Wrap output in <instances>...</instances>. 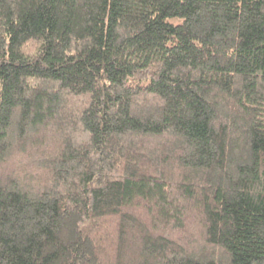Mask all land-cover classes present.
Listing matches in <instances>:
<instances>
[{
    "label": "trees",
    "instance_id": "16d2710c",
    "mask_svg": "<svg viewBox=\"0 0 264 264\" xmlns=\"http://www.w3.org/2000/svg\"><path fill=\"white\" fill-rule=\"evenodd\" d=\"M0 264H264V0H0Z\"/></svg>",
    "mask_w": 264,
    "mask_h": 264
},
{
    "label": "rangeland",
    "instance_id": "374dc122",
    "mask_svg": "<svg viewBox=\"0 0 264 264\" xmlns=\"http://www.w3.org/2000/svg\"><path fill=\"white\" fill-rule=\"evenodd\" d=\"M169 20L172 21V22H178L180 20V18H178V17H171V18H169Z\"/></svg>",
    "mask_w": 264,
    "mask_h": 264
}]
</instances>
